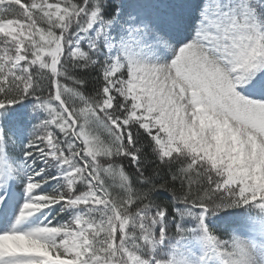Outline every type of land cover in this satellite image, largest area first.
Listing matches in <instances>:
<instances>
[{"label":"snow or ice","instance_id":"6c2138e0","mask_svg":"<svg viewBox=\"0 0 264 264\" xmlns=\"http://www.w3.org/2000/svg\"><path fill=\"white\" fill-rule=\"evenodd\" d=\"M0 264H264V0H0Z\"/></svg>","mask_w":264,"mask_h":264}]
</instances>
